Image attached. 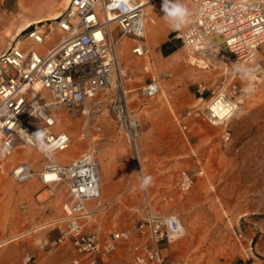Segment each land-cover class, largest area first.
<instances>
[{
	"label": "built area",
	"instance_id": "1",
	"mask_svg": "<svg viewBox=\"0 0 264 264\" xmlns=\"http://www.w3.org/2000/svg\"><path fill=\"white\" fill-rule=\"evenodd\" d=\"M157 1L160 0H70L65 12L55 20L62 36L54 47L42 53L20 46L24 39L38 45L45 42L48 34L35 25L0 54V152L9 156L18 146L29 145L41 155L38 171L29 162L15 166L12 175L18 182L33 177L48 186L67 182L70 199L65 205L67 215L61 220L66 229L60 241L69 240L77 255L65 264H164L163 243L187 234L178 215L147 210L137 223L133 258L122 263L114 261L134 232L118 229L104 234L87 229V219L95 213L88 209L87 202L102 206V175L96 149L90 146L68 164L57 159L72 144L66 131L56 130L58 107L84 104L114 85L116 77L122 75L119 45L125 37L137 41L133 50L137 55L147 51V10ZM191 1L192 19L176 38L193 63L221 69L230 80L225 79L219 88L211 90L204 106L193 108L190 114L212 124H224L239 112L246 95V89L233 80L239 74L234 66L238 63L246 67L264 44V0ZM113 22L119 28L116 38ZM258 73H254V81L260 78ZM160 89V80L154 79L142 87V92L155 96ZM206 91L207 86L200 83L201 101ZM116 105L122 125H129L134 138L139 134L137 117L125 108L126 120L124 105ZM83 113L89 115L90 109L85 107ZM37 132L44 134L42 141L36 139ZM178 184L183 191L190 190L193 175L182 170ZM24 263L33 264V256H25Z\"/></svg>",
	"mask_w": 264,
	"mask_h": 264
},
{
	"label": "rangeland",
	"instance_id": "2",
	"mask_svg": "<svg viewBox=\"0 0 264 264\" xmlns=\"http://www.w3.org/2000/svg\"><path fill=\"white\" fill-rule=\"evenodd\" d=\"M152 16L157 20V27L173 29L165 19L162 4L153 9ZM161 49L159 43L155 48L151 46L149 57L129 59L137 64L147 63L150 58L154 62L155 77L161 82L160 92L155 96L143 95L141 87H136L141 82L140 70L126 69L112 87L99 94L103 105L94 111L90 107L89 116L76 106L68 111L57 110L60 124L67 119L68 112L77 118L69 149L75 148L80 140L87 148L89 139L78 137L90 117L91 124L100 118L102 129L114 131L116 140H125L142 156V162L153 175L150 199L154 208L164 214L178 215L187 231L185 236L173 241L172 247H167L164 264H264V44L246 65L257 67L259 80H241L240 74L233 79L240 80L243 88L248 89L239 112L224 124H212L199 116L186 134L175 118L166 116L167 110L177 101L183 102L180 110L193 106L200 97V83L207 86V91L196 107L204 106L211 90L219 88L225 76L226 81L230 80V76L221 69L203 67L198 69L200 74L189 78L184 74L186 70L175 67L178 63L171 66L173 61L193 66L189 52L182 49L180 56L176 53L171 59L168 50L162 55ZM125 87L134 88L125 93ZM178 88L181 92L175 98L172 93ZM115 103L125 105L137 117L139 134L134 138L122 125ZM185 135L190 138L191 146L185 142ZM187 147L192 148V153H184ZM21 162H29L36 171L42 166L41 155L32 146L20 145L9 156L0 152L2 210L11 215L15 209H23L28 204L32 207L48 204L53 206L57 217L61 216L63 204L70 199L67 182L48 186L36 177L18 182L12 172ZM182 170H188L194 177L188 191H183L178 184ZM140 191L142 197H148L146 187L140 186ZM101 207H93L94 212ZM106 215H113L120 222L125 219L117 213L102 214ZM130 221L126 225L133 226ZM67 255V252L62 255L57 264H63Z\"/></svg>",
	"mask_w": 264,
	"mask_h": 264
},
{
	"label": "crops",
	"instance_id": "3",
	"mask_svg": "<svg viewBox=\"0 0 264 264\" xmlns=\"http://www.w3.org/2000/svg\"><path fill=\"white\" fill-rule=\"evenodd\" d=\"M173 2H176V0H173ZM69 3L70 0H0V54L7 50L15 40L20 38L27 28L35 25L48 34L45 42L38 45L30 39H24L20 41V46L25 49H37L42 53L54 47L62 36V31L55 25V20L65 12ZM180 3L184 4L189 9L191 13L189 21H191L193 14L192 1L180 0ZM161 4H163V0L154 2L148 7L146 36L144 39L147 51L143 55H137L133 51L137 41L132 37H125L119 45V55H122L121 60L118 59V66L122 71V75H124L126 69L140 70L142 72L140 75L141 82L137 84L136 87H141V89L144 85L156 79L153 68L154 62L151 61L150 58L147 63L137 64L136 62H130L129 59L132 60L133 57H149L151 46L155 48L159 43L162 46V55L168 50L167 55H171V59L176 53L180 56L179 54L182 49L187 50L182 42L176 38V35L185 30L190 22L176 29L174 32V29H166L162 26L157 27L158 23L156 18L152 16V11ZM112 29L114 37L116 38L119 35V28L116 22L112 23ZM123 61L125 62L123 63ZM189 61L195 67L190 65L185 66L186 64H180L178 61L171 62V66H175L178 63L175 67L177 69L186 70L184 74L192 78L201 73L198 69L203 68V66L193 63L190 58ZM225 78L227 79L228 77L225 76ZM238 79H241V77ZM118 80L119 76L116 77L115 82ZM239 81L240 80H238V84L243 87V83ZM133 88L134 87L128 89L125 87L124 92L127 93ZM180 92L181 88H178L173 91L172 96L176 98ZM103 101L101 96L98 95L76 107H79L77 110H81L82 113L85 107H91L94 111V109L102 107ZM190 101L193 102L191 97ZM199 101L200 97H198L193 106L186 110H180L179 106H182L183 102L177 101L173 104L175 105L174 107L170 105L171 108L167 110L166 116L175 118L181 131L186 134V131L192 129V124H194L196 119H198L197 117H199L195 114H190V110L195 108ZM176 106L178 107L177 110L175 108ZM58 109L60 111H66L69 108L60 106ZM71 114L72 113L68 112L69 118L67 117V119L62 122L63 124H60L61 121L58 111L56 130L66 131L71 136L73 142L74 133L72 128L77 118L75 119ZM89 118L86 119L81 136L78 137L82 140L84 138L89 139L87 148L80 140L75 148L60 153L57 159L61 164H68L80 157L90 146L93 145L96 149V157L102 175V207L97 213H94L92 217L87 219V229L104 234L118 229H131L134 232L133 238L123 244L114 257V261L122 263L131 260L134 256L132 248L138 237L135 231L140 214L147 210L161 213L154 208L150 199L151 190L154 188L153 175L152 171L142 162V156L138 154L137 151H133L130 144L125 142V140H116L114 131L109 132L102 129L100 118L93 121V124H91ZM127 134L130 141L129 132ZM104 137H106V140ZM184 140L191 146V140L188 136L185 135ZM184 153H192V148L189 149L187 147ZM200 167L202 168L203 166L201 165ZM145 176H150L152 178L151 182L146 187L148 197H142L140 193L142 179ZM179 176L180 172L178 174V182ZM36 178L41 180L39 177ZM67 202L63 204L64 213L58 217L55 215L56 213H54L53 206L48 204H40L36 205V207L29 206L28 204V208L24 206L23 209H15L11 215L8 211H3L0 206V264H25V255L33 256V264H57L58 261H61L60 257L62 255L64 256L66 252L68 255L63 264L74 258L77 254L71 242L69 240L60 241V237L66 229V223L61 220L67 215L65 209ZM95 206L96 204L94 201L87 202L89 210L93 211L95 209L93 207ZM103 213H108L110 215H112V213L121 214L125 219H123V222H120L116 220L113 215L102 216ZM129 221L134 223V225L131 226V223L126 225ZM120 224L123 225L121 228L117 226ZM172 243L173 241L163 243L162 252L165 257L167 247H172ZM56 250H61L63 253L55 254L54 251Z\"/></svg>",
	"mask_w": 264,
	"mask_h": 264
},
{
	"label": "clouds",
	"instance_id": "4",
	"mask_svg": "<svg viewBox=\"0 0 264 264\" xmlns=\"http://www.w3.org/2000/svg\"><path fill=\"white\" fill-rule=\"evenodd\" d=\"M162 11L165 13V19L173 29H179L190 22L189 17L191 13L184 4L180 3V0H176V2H173V0H163ZM257 70V68H247L238 63L234 66V71L240 74L242 80H254V73ZM245 91H248V89ZM43 135V133L37 132L35 137L37 140L42 141ZM151 180L150 176L143 177L141 187H147Z\"/></svg>",
	"mask_w": 264,
	"mask_h": 264
},
{
	"label": "bare ground",
	"instance_id": "5",
	"mask_svg": "<svg viewBox=\"0 0 264 264\" xmlns=\"http://www.w3.org/2000/svg\"><path fill=\"white\" fill-rule=\"evenodd\" d=\"M55 16H57V15H55ZM54 17V16H53ZM124 109H123V111H124V115H125V118H126V120H127V117H128V113H127V110L125 109L126 107H125V105H124V107H123ZM126 129L127 130H129L130 128H129V125L126 127ZM14 153V152H13ZM50 175H48V177H49Z\"/></svg>",
	"mask_w": 264,
	"mask_h": 264
}]
</instances>
